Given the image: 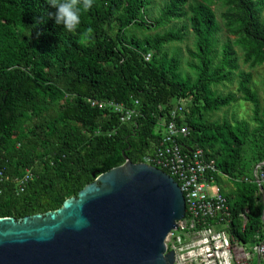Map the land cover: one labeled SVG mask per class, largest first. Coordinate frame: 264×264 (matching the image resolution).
I'll list each match as a JSON object with an SVG mask.
<instances>
[{
	"label": "trees",
	"instance_id": "16d2710c",
	"mask_svg": "<svg viewBox=\"0 0 264 264\" xmlns=\"http://www.w3.org/2000/svg\"><path fill=\"white\" fill-rule=\"evenodd\" d=\"M215 1L224 7L220 19L231 36L218 50ZM148 2L94 0L78 29L68 32L55 24L56 9L47 0H0V216L58 208L98 173L121 164V152L141 162L159 138L157 117L183 100L188 133L180 143L213 160L216 184L219 175L231 183L229 191L218 184L229 230L242 242L258 230L264 204L255 183L243 178L250 179L264 158V79L259 97L249 87L250 69L264 65L263 0H166L150 22L144 17ZM181 18L186 25L148 32ZM185 28L193 37L189 75L163 48L180 41ZM237 49L248 70L238 68ZM234 71V92L212 88ZM87 98L113 100L140 114L120 122L117 113ZM235 100L251 105L248 120L208 118ZM24 168L32 177L17 191L13 177Z\"/></svg>",
	"mask_w": 264,
	"mask_h": 264
},
{
	"label": "water",
	"instance_id": "95a60500",
	"mask_svg": "<svg viewBox=\"0 0 264 264\" xmlns=\"http://www.w3.org/2000/svg\"><path fill=\"white\" fill-rule=\"evenodd\" d=\"M121 155L58 208L0 216V264H173L164 239L184 213L181 192L161 169Z\"/></svg>",
	"mask_w": 264,
	"mask_h": 264
},
{
	"label": "built area",
	"instance_id": "2783aa9c",
	"mask_svg": "<svg viewBox=\"0 0 264 264\" xmlns=\"http://www.w3.org/2000/svg\"><path fill=\"white\" fill-rule=\"evenodd\" d=\"M142 56L147 61L150 53L145 52ZM86 100L97 108H108L117 113L120 122L130 121L140 114L139 110L124 107L113 100ZM183 116V106L177 101L167 109L165 116L157 117L159 138L152 151L143 155L141 160L167 173L176 182L183 198L184 213L166 234L165 251L172 252L173 264H264L262 211L261 225L250 241L242 242L231 233L230 211L219 185L215 183L214 174L217 172L213 160L206 158L201 148L180 143L188 133ZM31 177L28 168L14 176L16 190L21 191ZM243 180L252 181L263 189L264 165L256 164L251 170V178L244 177ZM259 195L264 204V197ZM238 217L243 225L247 208H242Z\"/></svg>",
	"mask_w": 264,
	"mask_h": 264
},
{
	"label": "rangeland",
	"instance_id": "374dc122",
	"mask_svg": "<svg viewBox=\"0 0 264 264\" xmlns=\"http://www.w3.org/2000/svg\"><path fill=\"white\" fill-rule=\"evenodd\" d=\"M148 4L144 8V17L147 22L152 21L155 17L158 16V14L161 11V7L163 3L166 0H148ZM191 0H187V2H190ZM212 8L215 13L216 20L218 22V25L220 27L219 31L216 33V49L218 50L221 46V44L225 41L226 39V32L224 31L222 27V21L220 19V13L224 10V7L220 4V2L215 1L212 5ZM260 13H264V0L262 3V6L260 8ZM185 24L186 25V20L185 18H181L179 20H172L169 21L168 23L164 24L161 27H158L156 29H150L148 30L149 33L153 32H163L166 31L167 29H175L178 28L179 26ZM184 36L183 38L178 41V42H170L167 43L163 46L166 54L172 55L175 54L179 58V69L181 74H190V71L188 69L187 62L190 61L188 51L193 48V37L191 33L189 32L188 29H184ZM231 39V36H227ZM237 54V63H238V68L243 69V70H248L247 66L241 62V56L240 52L238 49L236 50ZM251 70V80L249 83V87L253 89L257 95V97L260 96L261 93V88H262V82L264 79V65L258 66L254 69ZM236 71L233 72V75L230 76L229 81H222L221 84H217L213 86L212 88L221 94H224L226 92H234L235 90V84H236V76H235ZM174 100L172 99V102ZM182 106H185V101H181ZM250 107L251 105L248 102H245L243 100H235L234 102L229 103L228 105L221 107L219 110L212 112L208 114V118L210 120H221V119H226V120H248L249 114H250ZM218 184L220 185V188L224 191H229L232 189L231 183L222 176H219L217 179Z\"/></svg>",
	"mask_w": 264,
	"mask_h": 264
},
{
	"label": "clouds",
	"instance_id": "9594fccd",
	"mask_svg": "<svg viewBox=\"0 0 264 264\" xmlns=\"http://www.w3.org/2000/svg\"><path fill=\"white\" fill-rule=\"evenodd\" d=\"M47 3L56 9L55 24L63 26L68 32H75L81 24L82 12L89 11L94 0H47ZM92 32L93 29L89 27L87 33Z\"/></svg>",
	"mask_w": 264,
	"mask_h": 264
}]
</instances>
